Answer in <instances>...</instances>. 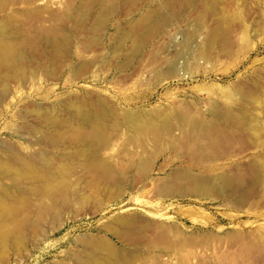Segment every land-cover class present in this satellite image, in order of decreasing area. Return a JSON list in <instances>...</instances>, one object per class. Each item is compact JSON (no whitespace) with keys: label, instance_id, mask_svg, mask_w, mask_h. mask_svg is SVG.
Returning a JSON list of instances; mask_svg holds the SVG:
<instances>
[{"label":"rangeland","instance_id":"obj_1","mask_svg":"<svg viewBox=\"0 0 264 264\" xmlns=\"http://www.w3.org/2000/svg\"><path fill=\"white\" fill-rule=\"evenodd\" d=\"M24 1L13 0L5 11L8 14L17 11V34L20 32L19 39L23 40L20 46L31 54L23 50L25 64H28L24 66V76L9 83L11 94L0 105V142L11 138L16 140L17 148L22 145L29 149L37 148L35 140L40 137L41 131H35V127H43L36 120L39 114L36 108L53 118H63L69 116L67 110L71 106H88L101 101L106 109H115L114 115L119 114L117 118L121 119L119 126H115L114 118L107 121V124L113 122L107 129L111 143L103 153L112 157L118 170H124L119 174L131 185L124 186L119 194L97 180L98 183H93L96 189L91 184L93 175L84 167H79L77 161L68 162L69 169L65 173L72 170L68 173L69 180L66 178L64 183L66 189L63 185L60 190L61 193L65 190L66 194L61 197L58 192L60 202L55 201L61 204H54L46 198L48 212L44 204L46 210L42 219L39 217L42 209L37 204H34L35 208L31 205L30 212L26 209L33 224L35 218L34 225L38 230L33 233H42H38L40 239L30 232L26 235L25 246H8L5 254V249L0 247V264H60L62 260L59 259L64 257L63 261L71 260V264L82 258L80 262L85 264L83 261L87 252L94 248L89 243L99 245L95 243L97 241L89 240L91 236H106L121 245L114 232H121L133 242L129 248L133 247L143 256L148 255L146 264H162L169 257V262L163 264H264V186L254 184L257 178L254 164L258 162L257 167L261 163L264 165V127H260L258 134L252 125L254 121L264 123V0H219L216 13L210 11L212 0H204L190 8L180 0L168 8L164 6L165 0ZM69 2L71 5L68 8ZM148 13L155 16L156 22H151L152 33L146 44L134 52L135 42L144 31L139 26ZM165 19L167 21L164 22ZM195 20L201 21L204 28L184 59L188 62V70L183 71V59H180L176 73L155 75L158 70L164 71L173 58V37L177 35L180 42L182 35L179 31ZM221 20L224 23H220ZM148 24L144 21V28ZM211 31H218V38L207 44ZM62 35L63 39L66 36L69 40L62 53L54 52L57 54L54 56L52 51V54L49 52L51 56L46 53L43 58L32 54L34 50L38 53L45 50L47 38H60ZM161 58L166 63L161 64ZM215 106L219 113H230L227 119L215 118L219 126L226 130V139L217 148L221 154L218 153L219 157L218 154L214 158L211 156V162L196 161L186 149L192 141L180 133L178 125L183 116L186 121L195 118L214 120ZM124 109L139 114L144 111L142 116H152L157 122L168 121L174 125V138L168 136L156 143L151 135L146 140L148 155L153 158L149 175L145 176L141 169L128 163L133 159L131 155H136L141 149L137 144L127 142L132 132L128 130ZM156 116L161 118L156 120ZM252 118L255 119L253 122ZM185 129L188 132L191 126L188 124ZM176 138L182 140L177 148L171 146ZM67 145L64 148L68 151L75 148L74 144ZM1 147L0 154H4L6 148ZM187 163L195 164L193 166L199 173L209 174L208 169H215L210 175L227 170L238 180L242 176V182L236 179L232 186L235 190L240 186L236 191L215 190L211 191L212 194L204 193L205 196L189 191L186 194L157 196L158 186L154 181L162 180L170 171ZM86 182L91 185L83 186ZM9 183L8 180L5 182L6 185ZM247 189L252 194L245 191ZM83 195H88L87 201H83ZM57 213L64 215L63 218ZM32 235L39 241H35ZM155 256L164 259L160 263V259L158 262L154 260ZM68 260L66 263H70Z\"/></svg>","mask_w":264,"mask_h":264},{"label":"bare ground","instance_id":"obj_2","mask_svg":"<svg viewBox=\"0 0 264 264\" xmlns=\"http://www.w3.org/2000/svg\"><path fill=\"white\" fill-rule=\"evenodd\" d=\"M175 1L176 0H165L164 6L166 8H168ZM180 1L184 2L187 6H189L188 8H190V7L197 6L198 4L203 2L204 0H180ZM212 1H213V3H212V5H210V11L212 13H216L218 11V4L217 3L219 0H212ZM15 2H16V0H15ZM12 3H13V0H0V105L1 106H2V103H4V101L8 98L7 95L11 94L12 88L10 89L11 85L9 83L12 81L14 82L16 79H18L17 77L23 78V76H24V75H22L23 69L25 68L24 66L26 65L25 64L26 59H24V54L30 53V52H28V49L25 50L24 48H22V46H20V44L23 43L22 42L23 40L22 41L20 40L21 39L20 38L21 33L19 32L20 34L19 33L17 34V24H15V22H16L15 20L17 18L15 12L17 13V11H15V12L12 11L11 13L9 12L10 14L5 13L6 9ZM70 5L71 4L69 2L68 8ZM144 21H145V23H150V24L146 25L145 28H144ZM165 21H167V20L165 19L164 22ZM151 22L155 23L156 18L152 13H148L145 16L143 22L139 26V28L144 29V31H143L141 37H138L136 42H135V48H134L135 51L134 52H137L142 46H144V44H146V41L148 40V38H150V35L152 33V23ZM164 22H163V24H164ZM220 23H224V20H221ZM202 28H204V24L201 21L195 20L192 23H188L186 28L179 31V33L182 35V40L179 42L177 40V35L173 37L171 47L173 48L174 54H173L172 60H170L169 66L164 68V71L158 70L155 75L160 76V73H162V74H165L167 76V74L176 73L178 71L177 67H178V62L180 61V59H183V63H182L183 64V71L188 70V62L184 59L189 54V49L191 47H193L196 43V40H198L199 32H200V30H202ZM46 37H48V36H46ZM62 37H63V35L60 38L59 37L58 38H55V37L47 38L45 43H44L45 50L42 53L35 52V50H34V51H31L32 54H34L35 56L42 57V56H45L46 53L49 54V52L51 53L52 51H53V53L54 52L62 53V51L65 49L64 47L69 45V42H68V44L66 42L68 40L67 37L64 36L66 39H63ZM217 38H218V31L217 32L211 31L208 34V38L206 40V43L210 44V43L216 41ZM17 40H20V41H17ZM43 42H44V40H43ZM23 50H25L27 52L24 51L25 52L24 53ZM51 54H49V56H51ZM55 54L56 53H54L52 55L55 56ZM165 57H166V55H165ZM165 57H164V59H165ZM29 58H31V57L29 56ZM42 58H40V59H42ZM43 60L45 61V59H43ZM161 60H162V62L159 60L161 62V64L166 63V62H163L164 60L162 58H161ZM31 61H34V60H31ZM26 66H28V64ZM158 66H157V68H158ZM122 67L123 66H121V68ZM25 72L26 71H24V74H25ZM21 80H23V79H21ZM96 99L98 100V97H96ZM250 100H251V97H250ZM83 103H84V101H83ZM87 104H88V102H87ZM66 105H65V107L69 106V105H67V106ZM61 106H62V109H64L63 108L64 105L61 104ZM6 107H7V105L5 106V108ZM72 107L73 106H71V109H69L67 107L69 109V110H67V111H69V114H68L69 116L68 117L64 116L65 118L64 117L60 118L61 116L60 117L57 116V118L56 117L53 118L50 115L48 116L45 113H43V111L40 108H36L37 113H39L36 116V120H37L38 124L39 123L42 124L41 126L43 127L42 129H37L34 126L35 131H37V132H38V130H39V132L41 131L40 132L41 134L39 135L40 137H38L35 140V143L38 145L37 148H33V149L30 148L29 149L27 146L22 145L21 148L18 147L19 148L18 149L16 140L15 139L12 140L11 138H5V139L2 138L3 140L0 142V144L2 143L1 146L4 145V147H1V146L0 147L4 148V149L6 148L4 154L2 152H1L2 154H0V247L5 249V251L2 250L3 253L6 252V250H8V246H10V248H11V246H19L20 247V245H24V242H26L25 240H27V236H26L27 233H30V232L33 233V232H36L38 230L37 229L38 227H36L37 225H34L35 224V218H34V224H33V222L30 221L31 216L30 217L28 216V212H26V209L28 210L30 208L29 210H31L32 209L31 205L34 206V204L35 205L37 204L38 207H40L42 209L41 214L38 212V214H40L39 217H41L40 219L43 218L44 211L47 209V212H48V207H46V205H48V204L46 203L45 199L48 198V199H51L53 202H55L57 199V195L59 194L58 192L61 193L60 190L63 188L65 180L68 179V173L72 170L71 169L67 174L65 173V171L69 169V165H68L69 163L68 162L72 161V162L76 163V161H77V164L79 163L81 165V166L78 165L79 167H84V169H86L91 175H93L94 176L93 179L95 182L92 180V183H91V180L87 179L92 185H93V183H98L97 180H99L100 181L99 183H102V182L105 183L104 185L107 189L108 188H110L111 190L113 189L116 192H118L119 194L122 191V188L124 186H130L131 185L129 180H127L124 176L119 174V172H122L124 170L122 169V171H121L120 168L118 170L116 168L117 167L116 164L114 165V163L112 162V157L110 156L111 157L110 158L109 156H106V154L103 153V152L106 153V150L109 149L110 143H111V140H110L108 133H107L108 125L112 124L114 122L115 126H119L120 125L119 122H121V121H119L120 118L119 119L117 118V116L119 114L117 116L114 115L115 109L114 110L106 109L105 108L106 106L103 107L101 105V101H96L94 104L92 102V104L91 105L88 104V106L83 105V104L82 105L79 104V105H76V107L74 106V108H72ZM38 109H40L41 111ZM59 109H61V108H59ZM59 109H57V110H59ZM66 109L63 111H66ZM126 109H124L125 111H123V112H126L124 115L125 117L123 116V114H122V116L124 118H126L125 119V120H127L126 123H129L128 124L129 126L127 125L129 127L128 130L132 132L131 135L129 134L130 136H129V139L127 138V140H128L127 142L129 143V141H130V142H132V144L135 143L141 149V151L138 152L136 155H134V156L131 155V157H133V159H132V161H130L131 163L130 162H128V163L131 164V166L133 165V166L141 169V171L146 176V175H149V173L152 171V167H153V158L148 155V148H147V144L145 143L146 140H149L148 138L151 135H152V137L155 138L156 143L160 142L162 139H164L168 136H172V138H174L173 137L174 136L173 126L174 125L169 123L168 121L157 122L158 121L157 119H159L160 116L159 117L156 116V117H158V118H155L157 121H155L153 118H151L152 117L151 115H150L151 117L142 116L141 114H143V112H144V111H142V109L140 110V111H142V113L140 112V114L130 111L131 109L129 111H127ZM44 110H45V108H44ZM120 111H119V113H120ZM217 111H218V107L215 106L214 107L215 113L213 115L214 120L203 121L202 119L199 120L200 118H198V119L195 118L197 120L187 119V121H186V118H184V116H183V117H181L180 123L178 122L179 123L178 127H179L180 133L183 134L184 137L186 139H188L190 142L192 141L186 147V149H187L188 153L191 154L192 157L196 161L200 160V161L211 162L209 160L210 157L212 156V158H214V157H216V155L218 153H220L217 151V150H219L217 148L220 145V143H223V141L226 139V138L224 139V137L226 135V130L219 126V124L215 121V118L216 119H219V118L227 119V118H229L230 113L224 114L223 112L219 113ZM123 112H121V113H123ZM65 115H67V112L65 113ZM144 115H145V113H144ZM223 115H224V117H223ZM34 116H35V114H34ZM109 118H114L115 120L113 119V122L107 124V121L109 120ZM124 118H122V119L124 120ZM251 120L253 122V120H255V119L252 118ZM110 121H111V119H110ZM235 122L237 123L236 120H235ZM254 122L252 123V125L254 124V128L257 129V132L261 130L260 127H264V126H262L264 124L263 122H262L263 124L260 123L261 126H260L259 122H257V121L255 123ZM188 124L191 126V129H189V131L187 132V129H185V126H187ZM33 128H32V130H33ZM111 128L114 129L113 127H111ZM125 128H127V127H125ZM32 130H31V132L34 131V130L33 131ZM119 130H121V129H119ZM12 131L17 133V131H15V130H12ZM115 131L118 132L117 128ZM254 133L256 134V132H254ZM258 134H259V132H258ZM36 137H37V135H36ZM181 142H182V140L180 141L179 138H178V140L176 138L172 142L171 146L177 148L178 145L181 144ZM67 144H74L75 148L74 149L68 148V149H70V151H68L64 148ZM257 146H258V144H257ZM69 147H70V145H69ZM72 147H73V145H72ZM4 149H3V151H4ZM219 156L220 155L218 154V157ZM215 160H216V158H215ZM257 163L254 164V167H256L255 172L257 175L256 182L254 181L255 182L254 184H258V185L263 187L264 186V165H262V163H261L260 164L261 166L259 165L257 167L256 166ZM77 164H74V166H77ZM179 164H178V167L180 166ZM193 165H195V164H193ZM193 165H191L190 163H187L183 167H180L177 169L175 168L174 170L170 171V173H168V175L166 177L163 176L162 180H161V178L159 180L154 179L155 180L154 183H156L157 184L156 186H158L157 187L158 188L157 196L163 197V196H169L170 194L172 196L175 193L182 194L185 192L187 193L188 191L193 193V194H196V195H202L204 193L205 194L206 193L212 194L211 191H215V190H218V192L226 190V189L235 190L234 189L235 186H234V188L232 186L235 185L234 183H236L237 178L232 176V174H230L231 172L227 173V170H226L225 172H222V173L220 172V174H219V171H218V173L212 172L214 175H212V174L210 175L211 171H213L215 169H213V170L210 169L211 171H209V169H208V172H210L209 174H205L204 172L199 173L196 171V167ZM118 167H119V165H118ZM199 167H200V169H202V165ZM232 167L234 169V166H232ZM235 167H236V165H235ZM203 169H204V167H203ZM164 170H165V168L163 169L162 172H164ZM229 170L231 171V169H229ZM198 171H200V170H198ZM204 171H205V169H204ZM65 174L67 175V177H65ZM245 177H244V179H245ZM241 178H243V177L241 176ZM241 178L239 177V180L237 179V181H240ZM7 180L10 182L8 185L5 184V182ZM87 182L84 183L83 186L86 187V185L90 184V183L88 184ZM241 182H242V179H241ZM242 184H244V183H242ZM95 185L96 184H94L93 186L96 188ZM258 185H257V187H258ZM236 186H239V184H237ZM64 187L66 189L65 185H64ZM85 187H83L84 191H85ZM239 187H237V188L239 189ZM257 187L254 186V188H257ZM237 188H236V190H237ZM71 189H72V187H71ZM71 189H70V191H71ZM74 189H76V188H74ZM107 189H104V190H107ZM100 190H101V188H100ZM111 190H109V191H111ZM252 190H253L252 192L254 193L255 192L254 189H252ZM62 191H63V193H61V197L63 196L62 194H64V193L66 194V192H64L65 190H62ZM245 191L249 192L250 190L247 189ZM245 191H243L242 193H244ZM111 192H114V191H111ZM257 192H259V191H257ZM73 193H74V191H73ZM73 193L71 192L72 195H73ZM83 193L84 192H82L81 194H83ZM114 193H112V194H114ZM242 193H241V195L243 196ZM250 193H251V191H250ZM250 193H248V194H250ZM110 194H108L109 199L111 197ZM205 194H204V196H205ZM213 194H214V192H213ZM247 195H246V197H247ZM64 196H69V195H64ZM86 196H88V195H86ZM86 196L83 197V201L86 199ZM58 197H59V195H58ZM73 197H72V199H73ZM243 197H242V199H243ZM76 199H79V198H76ZM87 199H86V201H87ZM57 200H58V202H60L59 199H57ZM245 200H247V198ZM33 201L36 203H33ZM66 201H64V202H66ZM58 202H55L54 204H56ZM64 202H63V204H64ZM67 203L69 205L71 204L69 202H67ZM44 204H45L46 209L44 208ZM58 204H61V203H58ZM263 205H264V203H263ZM263 205L261 207H263ZM35 207L36 206H34V208ZM54 207H50V208H54ZM62 207H63V205H62ZM41 209H38V210H41ZM55 209L59 210V208H57V207H55ZM55 209H53V210H55ZM66 209H67L66 211H68V208H66ZM70 209H71V207H70ZM50 211L51 210L49 209V212ZM45 214H44V218L47 215V214L46 215ZM57 215L60 216L62 214L57 213ZM52 216L54 217V215H52ZM63 216L64 215H62V218H63ZM39 217L36 218L37 222L39 220ZM47 217H48V215H47ZM59 219L61 221V218H59ZM59 219H58V221H59ZM52 220L53 219H51V221ZM122 220H124V218H122ZM46 221H44V222L42 221V223H46ZM37 222H36V224H37ZM56 223H57V219H56ZM50 225H52V224H50ZM46 228L47 227H45V229ZM55 228H56V225H55ZM39 231H40V229H39ZM45 231H44V233L47 232V231L46 232ZM38 233H40V232H38ZM38 233H33V234L37 235V237L40 239V237L38 236L39 235ZM41 234L42 233H40V235ZM113 234L118 239V241L120 242L121 245H117L116 243H114L112 241V239H109L106 236H102V235L99 237L95 236L96 238H93V236H91L92 238L89 237L90 238L89 240L92 239L91 242L97 241L95 243H97L99 245L95 246V245H93V243H89L87 241L89 243V245L90 244L92 245V246L90 245V247L94 246V248H93V250L91 249L92 251H90V252L86 251L87 252V255H86L87 258L84 259L83 262L85 264H143L146 261L145 258L149 257L148 255L145 256V254H144V256H143V255H141V253L134 251L133 247H132V249L129 248L130 246H132L133 242L130 241V239L128 237H126L124 234H122L121 232H114ZM34 235H32V237ZM44 236H46V234ZM35 237L36 236H34V240H35ZM75 239H77V238H75ZM42 240H43V238H42ZM35 241H39V240H35ZM34 243L36 245V242H34ZM80 243H82V242H80ZM76 244H77V242H76ZM5 247H7V249ZM86 248H87V246H86ZM15 249H16V247H15ZM19 250L20 249H17V251H19ZM25 250H26V248H25ZM254 250L255 249L251 250V255H252V251H254ZM13 251L17 252L15 250H13ZM0 252H1V250H0ZM29 252H30V250H29ZM80 254H82V253H80ZM69 255L72 256L71 254H69ZM75 256H76V254H75ZM246 256H247V254H246ZM0 257H1V254H0ZM158 257L159 256L154 258V260L156 259L157 262L160 259V257L159 258ZM189 257H191V256H189ZM250 257L253 259V255ZM77 258H76V260H77ZM83 258H85V257H83ZM63 259H59V260H62L60 264H71V262H70L71 260L67 259L70 263H68V262L66 263L67 260L63 261ZM163 259H160L159 262L162 261ZM169 259H171V257H169ZM169 259L163 263L169 262ZM80 260H83V259L80 258L74 264H83L82 262H80ZM249 260H250V258H249ZM57 261H58V259H57ZM248 262H251V261H248ZM54 263H55V261H54ZM144 264H146V263H144Z\"/></svg>","mask_w":264,"mask_h":264}]
</instances>
